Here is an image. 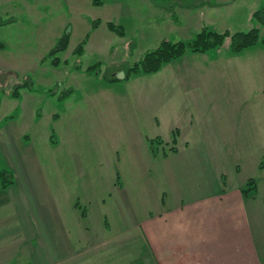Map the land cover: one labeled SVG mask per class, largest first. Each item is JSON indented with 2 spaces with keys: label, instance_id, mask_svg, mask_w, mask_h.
<instances>
[{
  "label": "rangeland",
  "instance_id": "374dc122",
  "mask_svg": "<svg viewBox=\"0 0 264 264\" xmlns=\"http://www.w3.org/2000/svg\"><path fill=\"white\" fill-rule=\"evenodd\" d=\"M155 1L0 0V159L20 178L0 189V234L8 227L13 234L0 242V249L9 246L0 264H122L127 253L126 264H145L137 260L142 246L134 242L140 238L134 220L156 210L165 193L172 203L207 192L217 170L228 184L252 176L264 189L262 44L251 56L234 57L228 37L220 48L187 51L158 72L109 80L122 78L127 65L164 39L192 38L211 17L218 31L257 28L263 38L255 12L264 0H220L225 5L217 9ZM65 31L69 46L55 65L48 52ZM86 37L85 52L76 54ZM249 58L261 64L247 70V88L239 89L231 64ZM202 94L214 98L192 99ZM174 129L178 153H170ZM157 136L168 142L167 156L163 145L158 154L150 147L148 138ZM38 209L48 214L47 229L36 230L37 240L26 238L22 211L32 210L31 217ZM79 209L89 215L81 214L82 222Z\"/></svg>",
  "mask_w": 264,
  "mask_h": 264
},
{
  "label": "crops",
  "instance_id": "0c3cea01",
  "mask_svg": "<svg viewBox=\"0 0 264 264\" xmlns=\"http://www.w3.org/2000/svg\"><path fill=\"white\" fill-rule=\"evenodd\" d=\"M200 1L193 0L190 6L194 8L209 4L210 8L217 9L225 5V2L220 0L215 2L213 0ZM190 6L186 7L189 8ZM215 23H217L216 20L211 17L205 25L215 26L217 25ZM257 46L260 45L248 47L233 56H251L253 53L249 52L260 48ZM240 60L235 61L231 66L234 69L236 67L237 74L241 76L239 89H246L247 70L250 67L260 65L261 62L259 60L250 62V58ZM184 66L195 71L194 64L185 63ZM262 67H264L263 63ZM243 74L244 78H242ZM191 76L196 78L195 73ZM194 82H197V80L193 79ZM263 86L260 89L261 92H264ZM213 98L214 96L208 100L203 94L200 97L192 96L193 100L199 102H202V100L210 101ZM178 152L177 145V151L170 153ZM168 154L167 152L166 156ZM222 175L225 187L220 186ZM22 176H25V171ZM16 178V182H19L20 178L17 175ZM226 178L228 177L223 171L217 170L211 190L193 194L187 199L176 197L172 203H168L169 196L168 193H165V195L158 198L156 210L143 218L142 222L135 219L134 226L138 229L136 233L140 238L134 240V242L142 246V252L137 254V260H144L145 264H264V189H261L260 185L257 184L255 191L245 193L243 187L246 186L245 184L249 180L228 184ZM24 181L26 187L33 189L31 177L27 176V180L24 179ZM13 186L15 184L11 187ZM251 192L252 195H250ZM75 207L79 208L78 203ZM79 210L75 211V214H77L76 220L82 222L81 214L84 215L83 218H87L89 215L85 216L88 212L86 209L84 212ZM36 211L39 212V209ZM31 212L32 210L30 212L22 211L23 215L24 213L27 215V226L19 227V231L22 230L26 238L30 237L37 240L36 230L40 229L42 231L41 228L43 227L47 229L48 214L39 212L38 216L30 217ZM40 214L44 216L43 219H41ZM107 223H101L104 230L105 227H108ZM68 228L72 229L73 227L68 226ZM68 228L66 229L68 230ZM26 229L27 232H25ZM11 230L8 227V229H5L4 234H0V242L7 240L4 239V236H7L8 241L10 240L13 235ZM44 233L43 230L41 241H45L46 236ZM67 238L72 239L68 234ZM4 245L0 251L9 249L7 243ZM120 258L122 264L130 261L128 253L121 255ZM114 259V256H112L108 261Z\"/></svg>",
  "mask_w": 264,
  "mask_h": 264
},
{
  "label": "trees",
  "instance_id": "16d2710c",
  "mask_svg": "<svg viewBox=\"0 0 264 264\" xmlns=\"http://www.w3.org/2000/svg\"><path fill=\"white\" fill-rule=\"evenodd\" d=\"M155 3L156 1L153 0ZM172 17L175 15V11L171 12ZM256 19H259L264 22V8L258 10L255 12ZM3 21L7 22V20H2L1 23H4ZM101 21L99 20H93V28H96L98 24ZM109 28L113 31H118L120 35H124V29L123 27H120V29L117 27L116 24H114L112 21L109 22ZM71 33L69 31H65L64 34H62L56 45L48 52V56L53 57L52 61L55 65H58L61 63V57L60 53L64 52L70 42ZM230 37L231 43H230V50L232 53H239L243 50H245L248 47L262 44L264 45V37L260 38V33L257 28H252L249 31H237V32H231L230 30H225L223 32L218 31L211 25H205L201 30H199L192 38L187 40H178L173 41L169 39H164L158 47L148 51L145 56L134 63H131L130 65H127L124 70V76L122 78L120 77H114L109 80H118V79H124L129 80L132 76L140 75L142 73H154L158 72L163 65L166 63H169L171 61H174L176 59H179L182 57L187 51L192 52H208L210 50L220 48L225 40ZM88 37H86L75 49L76 54L82 55L85 52V45L88 42ZM0 47H2V44L0 43ZM27 86V84H25ZM14 93L16 96L19 94L18 90H15ZM179 129H174L173 131V140H172V146L171 151L175 152L177 151V143H178V137H179ZM150 147L152 148L154 154H158L160 151V146L163 145L164 151H162L163 154H167L164 139L160 136H157L156 138H148ZM261 167H264V159L261 162ZM16 173L13 168H11L8 165H4L2 160L0 159V189H7L10 188L12 185L16 183ZM257 188L256 180L251 178L247 182V185L245 188H243V191L245 193H248L249 191H255Z\"/></svg>",
  "mask_w": 264,
  "mask_h": 264
}]
</instances>
